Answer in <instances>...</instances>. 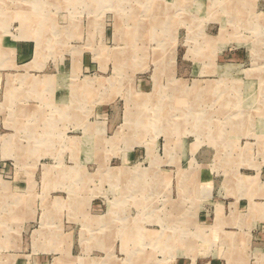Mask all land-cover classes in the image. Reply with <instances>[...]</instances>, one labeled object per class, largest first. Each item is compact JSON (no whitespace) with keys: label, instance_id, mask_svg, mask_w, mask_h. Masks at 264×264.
I'll list each match as a JSON object with an SVG mask.
<instances>
[{"label":"rangeland","instance_id":"1","mask_svg":"<svg viewBox=\"0 0 264 264\" xmlns=\"http://www.w3.org/2000/svg\"><path fill=\"white\" fill-rule=\"evenodd\" d=\"M18 39L33 40L35 47L33 67L22 74L47 80H15L14 89L11 73L1 75L0 222L19 209L23 195L14 188L12 170L37 167L40 175L42 162L49 175L63 176L72 198L82 195L83 204L89 196L102 201L103 210L117 202L112 237L119 239L129 219L132 240L140 237L127 247L142 255L140 261L129 260L121 244L115 255L90 244L83 246L80 264H175L176 257L192 255L191 244L197 251L207 246L224 252V264H241L232 252L245 247L244 264H264L253 217L241 222L246 229L239 235L240 229L225 225L224 236L216 223L198 218L210 193L199 178L204 158L216 161L207 165L213 187L216 179L247 182L257 176L264 188V0H0V45ZM11 59L13 53L0 51V66ZM197 86L207 91H195ZM107 106L117 109V126L99 114ZM67 136H82L85 148H72ZM115 138H123L117 147L110 143ZM19 143L27 161L38 159L36 166L3 160L17 157ZM129 146L142 158L127 166V180H112L108 168L120 165L117 158ZM76 156L112 163L78 165ZM252 181L243 187H253ZM4 190L14 195L2 196ZM139 201L146 215L140 216ZM177 205L184 211L174 212ZM155 213L161 223L154 222ZM138 219L158 231L144 230L148 241ZM109 233L89 235L108 240ZM15 237L13 228L0 231V264L14 263L9 250L16 249Z\"/></svg>","mask_w":264,"mask_h":264},{"label":"crops","instance_id":"2","mask_svg":"<svg viewBox=\"0 0 264 264\" xmlns=\"http://www.w3.org/2000/svg\"><path fill=\"white\" fill-rule=\"evenodd\" d=\"M33 42V40L21 41L18 39L13 41L12 43L9 42L6 45H0V51L3 53H13L14 60L12 61L11 59V61H8L7 63L5 61H2V66H0V80L3 75L8 74L6 72L11 73L10 76H12V78H8V83L13 79L14 82H12V86L14 87V89L16 88L15 80H17L18 84L21 80H23L24 82L28 81L29 85L33 82L35 84L37 81H39L40 84H44V81L46 82L47 80V78L36 80V77L34 80H32L30 78V75L24 76V74H22V71H25L29 68L31 69L33 67L31 66L32 63H30L29 61L32 52H35ZM218 48L223 51V46H219ZM224 56L228 57L229 54H227V52H224ZM65 67L67 68L68 65H61V69H64ZM196 90H200L201 92H203L206 89H198L197 86L195 88V91ZM208 90L211 91V88H208ZM22 99L24 100V98ZM0 100L4 101V98L2 97ZM109 109L110 107L108 106L106 108L102 107L99 110V114L108 117L109 122L112 123V125L117 126L119 122L116 119L118 111L117 109ZM38 115L40 114L38 113ZM118 117H120V115ZM59 131L64 133L63 127L60 126ZM117 133L120 132H116L115 135ZM12 136V139H14L15 135L12 134ZM114 136H112L111 138L113 139ZM81 137L82 136H67L66 140L72 139L70 144L72 148L77 147L79 149V146L85 148L84 141ZM121 139L116 141L115 138V140H111L110 143H115V146L117 147L116 144L119 143ZM10 141L11 137H9L7 141H5L4 138V142L7 143ZM130 146L128 148L130 149L129 151L123 154L122 157L117 158V164L120 165L108 168L110 169L108 171V174H110L109 177L112 180L116 179L118 180V182H120L119 180H127L129 177H131V174L127 173V166L134 162H139V160L142 158L136 156ZM24 147L26 148L25 144H16L14 148L17 151H14V154L17 157H2L3 160L6 161L12 159L14 161L13 164H31V166L33 164V166H36L38 164V159H35L34 161H27V159L24 158L25 156L21 155L22 152L20 149ZM117 150L119 149L117 148ZM106 156H108V153ZM76 157L77 159L75 161L78 165H84L90 162H92V164L98 165L110 164V162L112 163V161L110 160H101L100 158L86 161L84 156ZM204 159V161H199L205 166V168L201 171L199 178L201 179V181L203 180V182L208 183V185H212V190L211 187L208 186V188H210L209 199H207L206 201L207 204L202 206L201 210H199L200 212L198 218L203 220L206 225L210 223L211 226H214V223H216L219 229H221L220 231L222 232V236H224L225 225H227L228 227L237 228V230L240 229L239 232H236V234L239 235L242 230L246 229V226H244V224H241V222L245 221L244 219H248L251 216L253 217L252 223H255L252 228L256 244L258 245V247H264V201H262L264 200V188H261L260 184L258 183V177L251 176V180L247 179V182H245L244 178H241L242 184L241 181H228L226 183V179L221 181H219V179H216L215 186L213 187L212 174L208 171L207 165L214 164L216 163V161L213 162L212 158L211 160H209V158ZM2 164L6 165L5 170L11 172V168L7 166V162H3ZM41 164L44 166V171H42L40 175L37 174V167L32 168V170L28 172H17L16 169L12 170L13 182H11L15 185L14 188L16 189V191L23 193V195H19L18 197L17 206L19 207V209L17 208V211H14L12 215H9V213H4L3 218L0 222V231L5 232V230H10V228H13V232L16 234V249H13L12 252L11 250H9L14 260L13 264H56L55 261H60L61 264H80L83 261V257H85L86 255L85 248L83 246H89L90 244L98 245L99 247L102 246L109 254L112 252L113 255H115V245L121 244L122 250L129 256V260H141L142 255H137L136 253L131 252V250L128 249L131 244L133 245V243L136 242L137 239H140V237H138L132 240L133 233L128 232L132 228V219L128 220L129 223L124 227H127V229H124V231L121 232L122 235L119 234V239L116 236L112 237L111 228L113 227L114 229L112 222L114 221L113 219L116 218V216L112 217V214L115 215L118 210L115 209L117 202H115V205L112 206L113 209L107 208L103 210V202L100 200L93 201V196H89V198H86V203L83 204L82 199L84 198H82V195H73L74 198H72V191L71 189H69L66 182H62L63 176L61 174L53 172L49 175V172L46 171V168H48L46 165L48 163L41 162ZM54 164H62V162H54ZM83 172H85V170L82 171V174ZM101 172L102 169L100 168V173ZM84 174L88 175L89 173L87 174L85 172ZM252 180L257 182H254ZM249 181L255 183L253 187H243V184L244 186L250 184L248 183ZM67 190L70 193H68ZM10 193L14 195V191L4 190L2 196ZM73 200H76V203H74ZM137 204L139 205V207L137 208L139 209L138 211L141 214L140 216L144 214L146 215L147 210L145 211V205H143L140 201ZM196 204L197 203L195 201L192 206L200 209V207L196 206ZM184 209L185 208H182L181 205H177L176 211L174 212H181L182 210L184 211ZM122 210L123 208L121 209V211ZM11 211L12 209L8 210V212ZM101 212L105 213L101 214ZM161 217L162 216L159 214V217L156 218V221L154 220V222L161 223L163 221V218ZM10 221H13V223H10ZM140 221L141 220L136 221V227L141 230V235H143V237L148 241V238L150 237L144 236L142 232H144V230H147V232L145 231V234L147 235L154 232L157 233L158 231L157 229H153V231L151 230L152 228L144 226L142 223L146 220L141 222ZM29 228L32 229L29 230ZM107 228L110 230V236L108 237V240L89 235V232L91 231L96 232L98 230L99 232H101L102 230H106ZM26 229L30 232L29 236L27 237L24 236V232ZM85 235H87V238H85ZM193 247H195V245L191 244L190 248L192 251L194 250V252L191 253L192 255H182L176 257L175 264H224V252L216 254L213 250L209 251V248H207V246L205 250L197 251L195 250L196 248ZM239 248L240 250H238ZM239 248H237L238 251L235 250V252H232V255L234 260L236 259V261H238L240 259L241 264H244L246 250L245 247ZM75 253L76 255H74ZM137 256H139L140 258L138 259ZM74 257L77 258L74 259Z\"/></svg>","mask_w":264,"mask_h":264},{"label":"bare ground","instance_id":"3","mask_svg":"<svg viewBox=\"0 0 264 264\" xmlns=\"http://www.w3.org/2000/svg\"><path fill=\"white\" fill-rule=\"evenodd\" d=\"M145 30V29H144ZM144 34V33H143ZM228 67V66H227ZM230 69V68H229ZM226 70H228V69H226ZM39 86V85H38Z\"/></svg>","mask_w":264,"mask_h":264}]
</instances>
